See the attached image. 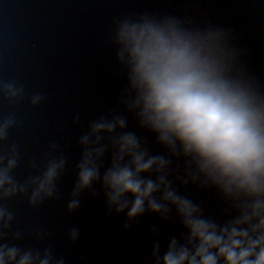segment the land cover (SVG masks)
<instances>
[{
    "label": "clouds",
    "instance_id": "9594fccd",
    "mask_svg": "<svg viewBox=\"0 0 264 264\" xmlns=\"http://www.w3.org/2000/svg\"><path fill=\"white\" fill-rule=\"evenodd\" d=\"M109 43L123 78L118 107L88 121L75 141L80 158L67 210L80 207L85 190L97 195L98 184L107 214L126 213L125 230L145 213L179 220L184 231L168 239L162 255L153 226L150 264H264V88L240 63L231 33L145 13L117 20ZM2 56L0 50V100L7 102V109L0 107V264H65L50 243L21 246L25 233L14 230L10 202L23 197L38 209L57 199L69 159L52 140L43 161L27 162L34 174L18 178L23 156L12 140L19 126L13 110L25 99L37 108L47 97L28 96ZM129 117L162 152L153 153L129 130ZM72 123L80 126L78 113ZM177 185L214 189L226 218L205 216L202 204ZM52 235L31 233L37 242ZM79 235L73 228L68 238L75 242Z\"/></svg>",
    "mask_w": 264,
    "mask_h": 264
},
{
    "label": "water",
    "instance_id": "95a60500",
    "mask_svg": "<svg viewBox=\"0 0 264 264\" xmlns=\"http://www.w3.org/2000/svg\"><path fill=\"white\" fill-rule=\"evenodd\" d=\"M172 15L195 26L212 25L227 29L231 43L240 53V63L264 88V0H0V50L5 67L28 96L46 95V101L32 108L27 99L15 111L19 121L12 134L23 156L17 171L21 180L34 174L27 166L31 159L43 161L48 144L60 143L69 166L58 182V198L38 209L26 198L10 202L16 213L14 230L25 233L24 247H46L50 243L65 264H150L148 256L159 229L161 255L170 237L184 231L175 223L145 213L125 230L126 213L107 214L100 186L81 195L75 211L67 210L76 181L75 165L80 158L76 139L88 121L117 108L116 98L123 84L109 41L117 20L141 14ZM7 109V102L0 100ZM80 126L72 123L73 114ZM129 130L137 131L153 153L163 151L154 137L136 126L129 117ZM107 167V161L105 163ZM103 171V169H102ZM181 194L201 203L205 216L222 221L225 205L214 189L177 185ZM79 238H68L71 229ZM34 230L51 232L50 241H35Z\"/></svg>",
    "mask_w": 264,
    "mask_h": 264
}]
</instances>
